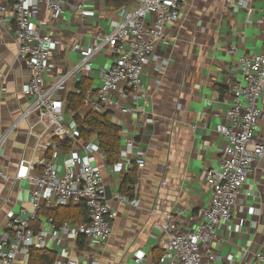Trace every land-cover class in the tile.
I'll use <instances>...</instances> for the list:
<instances>
[{"label":"crops","instance_id":"crops-1","mask_svg":"<svg viewBox=\"0 0 264 264\" xmlns=\"http://www.w3.org/2000/svg\"><path fill=\"white\" fill-rule=\"evenodd\" d=\"M10 4V0H0V6ZM86 6L90 12L84 19L73 8L57 17L42 7L34 9L32 20L44 30L54 29L57 40L48 79L81 62L99 41L98 33L111 31L137 3L131 0L122 8H110L107 0H89ZM4 18L6 21L0 22V170L10 179H0V238L8 231L12 216L23 207L32 208L31 182L14 177L20 160L30 154L31 130L36 133L41 129L20 120L33 100L24 93L32 70L18 58L10 26L12 11ZM263 47L264 0H252L248 6L239 0H187L181 18L167 25L165 38L144 69L139 98L122 102L133 110L113 114V121L121 126L120 148L127 138H135L146 166L140 169L122 157L111 164L106 155L90 158L83 150L72 148L81 159L103 166L106 188L111 192L109 204L116 212L109 243L104 249L85 247L83 241L81 245L78 242L81 237L73 239L63 232L57 245L48 238L47 248L55 250L57 257L72 253L78 264H85L91 255L100 258L101 264H134L135 257L145 255L144 264H154L163 254V240L170 232L195 229L211 199L207 171L220 166V151L226 144L216 125L230 106L231 85L244 74L239 58L258 54ZM111 63L112 57L105 51L96 54L89 65L72 74L59 97L66 101L83 76L91 79L96 92ZM259 107L262 115L256 140L264 141V89ZM90 111L81 108L82 114ZM51 155L49 150L47 157ZM58 160L62 162L63 155L59 154ZM128 175L136 179L127 184L124 193L122 185ZM119 193L138 199V203L119 202ZM49 218L40 213L33 222L36 231L45 229L51 234L54 228ZM209 246L221 255L219 264H256L255 254L264 249V157L256 159L231 221L217 226Z\"/></svg>","mask_w":264,"mask_h":264},{"label":"built area","instance_id":"built-area-1","mask_svg":"<svg viewBox=\"0 0 264 264\" xmlns=\"http://www.w3.org/2000/svg\"><path fill=\"white\" fill-rule=\"evenodd\" d=\"M135 1L136 8L126 11L118 25L107 33H98L99 41L91 53L53 80L48 79V70L57 49L56 36L54 29L44 30L42 24L32 20L34 9L42 7L57 17L73 8L84 19L90 12L86 6L89 0H10L9 6H0L3 15L0 22L6 21L4 14L8 10L12 11L10 26L17 43L18 58L32 70L24 93L33 100L20 120L41 126L36 133L31 130L33 145L29 147L30 154L20 160L14 177L31 182L32 208L23 207L18 215L9 219L8 231L0 238V264H28L31 247L47 248L48 238L57 245L62 241L60 233L63 232L73 239L81 237L85 247L104 249L109 243L116 212L111 209L107 197L103 166L81 159L72 148L83 150L90 158L105 154L96 137L81 138L73 114L58 94L73 73L81 71L96 54L105 51L111 55L112 63L103 73V82L97 91L93 88L87 90L83 107L97 112L111 110L113 114L118 110L122 113L133 110L122 102L139 98L144 69L155 56L158 43L165 38L167 25L181 18L187 0ZM239 1L244 6L252 2ZM238 62L244 74L241 80L231 85L230 106L223 121L216 125L226 144L220 151V166L210 167L207 171V183L212 190L210 203L202 209L201 222L195 229L172 231L164 238L163 254L154 264H167L168 260H172L170 264H219L222 260L221 255L210 248L209 242L220 223L231 221L237 198L253 172L256 159L264 157V141L256 140L262 115L259 101L264 89V47L258 54L240 56ZM65 140L71 141L70 150L59 145ZM139 148L137 140L129 137L124 141L119 157L143 169L147 161ZM49 150H52L50 158L47 157ZM59 154L63 155L62 162L58 160ZM0 179L8 181L10 177L0 170ZM116 197L119 202L138 203V199L125 194L119 193ZM80 203H84L87 209V221H64L57 228L50 217L48 221L54 228L51 234L48 230L36 231L33 227L44 207ZM146 259L147 256L139 255L134 264H144ZM255 263L264 264V249L255 254ZM54 264L78 263L70 253L56 257ZM85 264H101V260L91 255Z\"/></svg>","mask_w":264,"mask_h":264},{"label":"trees","instance_id":"trees-1","mask_svg":"<svg viewBox=\"0 0 264 264\" xmlns=\"http://www.w3.org/2000/svg\"><path fill=\"white\" fill-rule=\"evenodd\" d=\"M131 0H107V6L110 8H122ZM92 87L91 79L83 76L76 84V91L69 92L66 97L67 107L73 114L76 128L82 139L87 140L96 137L100 148L107 157L109 163L113 164L118 161L121 147V126L113 121V112L90 111L87 114L81 113L85 94ZM61 147L69 148L70 140L60 142ZM131 177V178H129ZM132 175L127 176L122 185V191L125 192L127 184L135 182ZM131 189H129L130 191ZM128 194V193H127ZM130 196L132 194L129 193ZM47 216L54 219L55 225L59 228L64 221H74L83 223L88 220L87 209L84 203L70 204L66 206H57L45 208L42 210ZM78 242L81 245V241ZM56 251L49 248L31 247L28 264H54L56 261Z\"/></svg>","mask_w":264,"mask_h":264},{"label":"water","instance_id":"water-1","mask_svg":"<svg viewBox=\"0 0 264 264\" xmlns=\"http://www.w3.org/2000/svg\"><path fill=\"white\" fill-rule=\"evenodd\" d=\"M106 191H107V197L110 198L111 197V192L108 188H106Z\"/></svg>","mask_w":264,"mask_h":264}]
</instances>
